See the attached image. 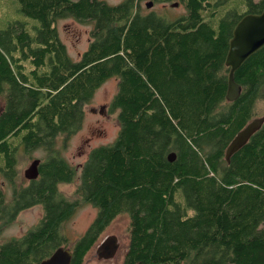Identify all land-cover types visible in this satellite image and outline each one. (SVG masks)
<instances>
[{
	"label": "trees",
	"instance_id": "1",
	"mask_svg": "<svg viewBox=\"0 0 264 264\" xmlns=\"http://www.w3.org/2000/svg\"><path fill=\"white\" fill-rule=\"evenodd\" d=\"M17 3L37 24L34 32L26 20L0 29V179L11 186L7 199L0 185V227L35 205L43 213L22 236L0 243V264H38L66 247L61 227L80 203L97 213L69 248L70 264H84L121 212L129 216L124 264H264V123L225 160L231 139L257 117L256 101H264V46L235 71L241 92L234 101L226 99L224 64L234 25L260 13L264 0H188L174 20L142 13L139 0ZM63 17L92 24L77 60L59 37ZM112 76L118 133L89 151L79 199L67 198L58 185L71 182L75 168L54 140L79 130L83 105ZM37 148L46 152L37 178L17 185V150Z\"/></svg>",
	"mask_w": 264,
	"mask_h": 264
},
{
	"label": "rangeland",
	"instance_id": "2",
	"mask_svg": "<svg viewBox=\"0 0 264 264\" xmlns=\"http://www.w3.org/2000/svg\"><path fill=\"white\" fill-rule=\"evenodd\" d=\"M109 4H117L123 0H104ZM148 1H153L150 8L145 6ZM139 8L142 13L153 11L159 15L174 16L184 14L182 9L166 11L163 9L161 2L154 0H139ZM171 19V18H170ZM12 20H26L28 28L34 32L32 26L37 21L24 16L18 10L17 0H0V29L7 26ZM56 27L61 41L65 44L66 50L72 59L77 60L81 53L87 49L90 38V23H81L72 17H63L56 21ZM118 79L115 76L105 80L94 92L91 100L83 105L84 119L82 126L77 132L71 135L59 134L54 140V149L57 154L67 163L75 168V175L71 182L60 183L58 190L67 198L79 199L75 194L76 187L79 184V174L81 165L86 160L89 151L99 145L112 143L116 138L119 130L117 119V110L110 107L111 100L117 91ZM4 96L0 95V109L4 106ZM254 115L260 117L264 115V101L257 100L254 107ZM46 152L42 148H37L31 153H25L17 150L16 155V184H26L29 180L25 177L24 172L34 159L43 161ZM0 185L7 199L11 195V186L4 180L0 179ZM41 205H35L20 211L15 219L4 226L0 227V243L14 237L22 236L27 230L31 229L38 223L42 216ZM97 213V208L89 203H80L74 215L63 223L61 230L69 238L67 248H71L74 241L79 238L88 228ZM129 216L126 212L116 215L107 225L102 233L101 241L108 236L116 237L118 248L115 255L108 259H100L96 255V248L93 246L86 254L84 264H124V257L129 242Z\"/></svg>",
	"mask_w": 264,
	"mask_h": 264
},
{
	"label": "water",
	"instance_id": "3",
	"mask_svg": "<svg viewBox=\"0 0 264 264\" xmlns=\"http://www.w3.org/2000/svg\"><path fill=\"white\" fill-rule=\"evenodd\" d=\"M152 1L146 2L145 6L150 8ZM264 46V7L260 13H247L243 15L232 30L228 41V49L224 64L229 68L227 73L226 99L234 101L241 92V86L234 79L235 71L255 52ZM264 123V116L252 118L241 130H239L229 142L225 149V160L229 162L232 155L239 151L258 131ZM176 158L174 152H170L167 159L172 162ZM39 159H34L24 175L28 180H34L38 176ZM118 248L116 237H105L96 248L98 258L108 259L115 255ZM72 253L70 249L59 247L49 257L38 264H70Z\"/></svg>",
	"mask_w": 264,
	"mask_h": 264
},
{
	"label": "flooded vegetation",
	"instance_id": "4",
	"mask_svg": "<svg viewBox=\"0 0 264 264\" xmlns=\"http://www.w3.org/2000/svg\"><path fill=\"white\" fill-rule=\"evenodd\" d=\"M188 3V0H161V4L163 5V7L165 6V8H163L166 11H173V10H178V9H182L184 11V14L187 12L186 9V5ZM184 14H177V15H170V18L167 17V15L163 14L161 15L162 17L166 18V19H170V20H174L177 19L179 17H181ZM3 111V107L0 109V113ZM64 247V246H62ZM67 248V247H64ZM69 249V248H68Z\"/></svg>",
	"mask_w": 264,
	"mask_h": 264
}]
</instances>
